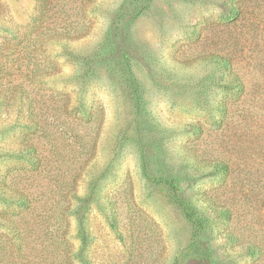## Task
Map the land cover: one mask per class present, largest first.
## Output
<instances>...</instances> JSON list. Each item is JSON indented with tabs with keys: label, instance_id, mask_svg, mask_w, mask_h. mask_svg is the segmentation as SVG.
Segmentation results:
<instances>
[{
	"label": "rangeland",
	"instance_id": "obj_1",
	"mask_svg": "<svg viewBox=\"0 0 264 264\" xmlns=\"http://www.w3.org/2000/svg\"><path fill=\"white\" fill-rule=\"evenodd\" d=\"M221 1L0 0V264H66L81 227L90 264L194 262L174 196L204 219L216 264H264L227 239L264 242V0L235 26L218 23ZM217 51L246 88L229 129L226 73L199 57ZM211 147L240 155L230 176L201 164ZM239 189L250 200L215 219L204 198Z\"/></svg>",
	"mask_w": 264,
	"mask_h": 264
},
{
	"label": "trees",
	"instance_id": "obj_2",
	"mask_svg": "<svg viewBox=\"0 0 264 264\" xmlns=\"http://www.w3.org/2000/svg\"><path fill=\"white\" fill-rule=\"evenodd\" d=\"M220 6L221 12L218 18V23L222 25L235 26L237 25L238 21H241L245 17V0H222ZM199 57L202 60H214L220 65V68L223 70V72L226 73L225 83L221 85L225 95L219 100L216 111L221 113V116L223 117L220 120V123H224L225 126H228L232 118V114H230L231 108H233V105L236 104V102H238L241 97L246 94L244 80L236 70L235 62L232 60L230 55L222 53L221 51H217L216 53L202 52L199 54ZM220 77V79H224L223 76ZM215 123L219 124L217 120H215ZM189 127L194 131V133H204V129L199 122H191ZM229 128L230 127L228 126V129ZM257 132L264 146V122L258 128ZM232 139L233 138L231 136L227 135L226 139H222V142H232ZM201 157V164L208 166L210 168L211 174H221L222 176H230V174L234 171L233 165L239 164V160L241 159L240 155L237 153L225 154L224 150H218L217 148L212 147L205 148ZM155 181H164L169 183L175 192L179 189L175 179L163 177L160 179H155ZM202 195L205 196L203 193ZM174 199L175 202L181 207L186 219L193 224L194 237L199 239L193 245V251L195 252L193 257H195L197 260H194V262H188L187 264H216L215 260H217L218 257H216L213 252H211L207 240L204 238L207 233V228L204 225V219L199 215H196L190 205L184 204V202L175 196ZM204 199L213 217L215 219H222L227 222L232 220L234 218V214H236V210L233 207L236 200H250L247 194H244L241 189L236 190V192H233L232 196L226 197L224 199H219L218 197L212 195L207 196ZM6 202L13 205L15 208H27L29 205V201L27 200L26 196H24V198L10 197ZM79 209L75 212V214L77 215V219L81 225L83 217ZM80 234L81 243L78 245L76 251L73 250L71 252L66 264H90L87 261L86 256L83 254L87 238L83 227H81ZM227 235V239L230 242L237 244V250H239V252L251 257L257 256L264 258V242H262V238L259 239L255 235L252 236V234H250L252 237L249 235L246 237L244 235H239L234 230L227 232ZM233 250H235V247H233ZM62 262H64V260H59V264H62Z\"/></svg>",
	"mask_w": 264,
	"mask_h": 264
}]
</instances>
